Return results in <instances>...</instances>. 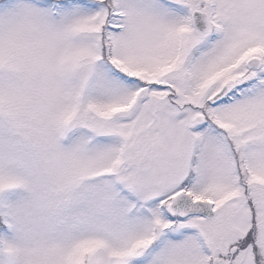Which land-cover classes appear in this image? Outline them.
I'll use <instances>...</instances> for the list:
<instances>
[{
	"label": "snow or ice",
	"instance_id": "obj_1",
	"mask_svg": "<svg viewBox=\"0 0 264 264\" xmlns=\"http://www.w3.org/2000/svg\"><path fill=\"white\" fill-rule=\"evenodd\" d=\"M0 264H264V0H0Z\"/></svg>",
	"mask_w": 264,
	"mask_h": 264
}]
</instances>
